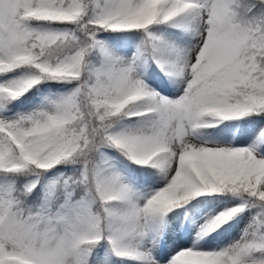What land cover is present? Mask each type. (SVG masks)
<instances>
[{
  "label": "snow or ice",
  "instance_id": "obj_1",
  "mask_svg": "<svg viewBox=\"0 0 264 264\" xmlns=\"http://www.w3.org/2000/svg\"><path fill=\"white\" fill-rule=\"evenodd\" d=\"M170 21L199 40L162 58L156 53L172 46L148 29ZM34 22L75 27L54 31ZM101 29L144 30L154 61L183 78V92L169 98L151 90L134 61L118 56L89 67ZM18 71L0 82V264H90L105 240L116 256L144 264H264V150L255 142L205 146L189 139L209 126L208 117L264 112V0H0V76ZM46 80L76 86L32 111L5 115ZM134 116L148 119L116 130L119 119ZM259 135L264 139V129ZM106 145L165 170V186L138 204L119 173L94 159ZM67 161L81 165L79 176L51 181L42 198L29 202L41 174ZM20 174L36 179L18 184ZM201 193L241 201L206 220L202 235L258 209L238 240L218 250H205L207 243L172 248L159 259L134 244L156 217ZM179 229L178 221L169 225L161 249L191 240L190 228Z\"/></svg>",
  "mask_w": 264,
  "mask_h": 264
},
{
  "label": "rangeland",
  "instance_id": "obj_2",
  "mask_svg": "<svg viewBox=\"0 0 264 264\" xmlns=\"http://www.w3.org/2000/svg\"><path fill=\"white\" fill-rule=\"evenodd\" d=\"M178 20L179 18H177ZM177 21L155 24L148 29V31L162 37L168 45L172 46L162 48L160 52L156 53L157 56L162 58L170 57L173 54V48L194 49L196 47L199 37L195 34V31L174 26L177 24ZM37 26L54 31L68 29V25L64 24L54 25L46 23L37 24ZM72 26L73 28L75 27V25H71V28ZM144 33L146 32L144 31ZM142 34L143 32L141 30L112 31L101 29L96 35L97 40L100 42L96 50L102 58L97 65L88 59L89 67L99 66L109 56L121 57L125 62L134 61L136 76L143 80L151 90H155L169 98L178 97L185 87L183 78L169 75L161 70L153 59L152 49L147 53L141 47ZM19 74L18 71L0 76V82L11 79ZM58 83V86L51 95V99L69 93L76 86L75 82L67 83L58 81ZM19 101H13L9 104V111L5 115L10 116L16 113H26L47 103L36 97L28 100L19 98ZM147 119L144 116L125 117V119L120 120L115 128L118 131L136 129L143 126L147 122ZM207 124L209 126L196 129L191 134L189 137L191 142L205 146L230 145L236 147H242L255 142L257 150H264V139L259 135L261 130L264 129V112L254 115L249 113L243 117L230 120H219L218 118L208 117ZM217 129L222 131H217ZM101 152L104 154L103 157L97 154L94 159L106 160L108 165L119 173L122 181L130 186L133 192V199L140 205H143L146 199L156 190L165 186L169 178L165 170L153 166V168L160 171L156 172L149 165L134 163L112 146H104ZM64 163L62 162L52 169L44 171L39 177L40 185L46 189L51 181L59 178L64 179ZM33 179H36V177L30 175L29 180ZM240 202L238 197L230 193L222 197L215 193H201L199 196L192 197L188 201L181 202L162 218L159 216L156 217L153 220V229L146 236L134 241V244L141 249L150 250L158 259L170 253L172 248L179 250L180 247L187 246L203 247L205 243L209 245L205 250L224 248L240 238L244 228L252 221L257 213V208H246L209 235L201 234V226L206 220L211 219L218 212L232 208ZM173 221L179 222V231L181 233L184 232L185 228H190L192 230V238L188 243L180 240L161 249L159 241L163 239V235L167 232L169 225ZM90 264H144V262L118 257L112 252L108 242L101 241L94 250V255L90 257ZM161 264H164L163 260Z\"/></svg>",
  "mask_w": 264,
  "mask_h": 264
},
{
  "label": "trees",
  "instance_id": "obj_3",
  "mask_svg": "<svg viewBox=\"0 0 264 264\" xmlns=\"http://www.w3.org/2000/svg\"><path fill=\"white\" fill-rule=\"evenodd\" d=\"M34 23L46 24L45 22H34ZM54 25H58V24H54ZM70 28H71V25H68V29H70ZM72 28H73V26H72ZM141 31L143 32V34L141 35V47L144 49V51L149 53L150 49H151V46H150V44L146 43V41L148 40V36H147L146 33H144V30H141ZM101 58H102V56L95 49V51L94 50L92 51V53L90 54V57L88 59L92 60V62L95 65H97L98 63H100ZM58 84H59L58 81H55V80L41 81L39 84L33 86V88H31L28 93H25L24 96H21L20 98L22 100H28V99H31L33 97H36V98H39L43 102H47L48 100L51 99V95L54 92V90L56 89V87L58 86ZM25 97H27V99H25ZM254 114H257V113L253 112L252 115H254ZM122 119H125V117L122 118ZM122 119H119L117 121V123L115 124V126ZM64 164H65L64 165L65 173H64L63 177H65V178H67V177L75 178V177L79 176L80 168H81V165L79 163H73L71 161H67ZM149 167L151 169H153L154 171H158L156 168H153L152 165H149ZM29 177H30V175L24 176V175L20 174V175H17L15 178H16L18 184H22V183H24L26 181H29ZM0 179H5V178L4 177H0ZM59 179L62 180L61 178H59ZM44 191H45V187L41 186L40 183H38L37 188L34 190L33 195L28 198L29 202L38 201V198H42V196L44 194ZM80 195H82V190L78 188L76 190V193H75V198L78 199L80 197ZM216 195H220L222 197V196H227L228 193L216 194ZM61 199H62V195H61ZM97 245L94 247V249L97 247ZM94 249H93V252H94ZM93 252H92V254H93Z\"/></svg>",
  "mask_w": 264,
  "mask_h": 264
}]
</instances>
